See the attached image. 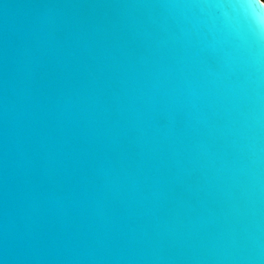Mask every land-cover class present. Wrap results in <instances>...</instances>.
I'll return each mask as SVG.
<instances>
[{
    "label": "water",
    "instance_id": "obj_1",
    "mask_svg": "<svg viewBox=\"0 0 264 264\" xmlns=\"http://www.w3.org/2000/svg\"><path fill=\"white\" fill-rule=\"evenodd\" d=\"M0 264H264V1L0 0Z\"/></svg>",
    "mask_w": 264,
    "mask_h": 264
},
{
    "label": "rangeland",
    "instance_id": "obj_2",
    "mask_svg": "<svg viewBox=\"0 0 264 264\" xmlns=\"http://www.w3.org/2000/svg\"><path fill=\"white\" fill-rule=\"evenodd\" d=\"M262 1H264V0H262Z\"/></svg>",
    "mask_w": 264,
    "mask_h": 264
}]
</instances>
